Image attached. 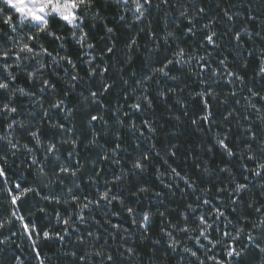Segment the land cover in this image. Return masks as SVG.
<instances>
[{"label":"trees","instance_id":"16d2710c","mask_svg":"<svg viewBox=\"0 0 264 264\" xmlns=\"http://www.w3.org/2000/svg\"><path fill=\"white\" fill-rule=\"evenodd\" d=\"M125 7L119 0H94L92 12L82 13L86 17L83 27L89 33L88 41L94 45L93 49L81 48L70 38L61 48L59 42L44 34L32 42L37 49L42 44L54 53L71 56L77 65L75 69L68 68L69 75L63 62L44 71L43 78L51 80L55 92L40 94L39 84L28 82L26 71L35 66V60L21 61V69H11L17 75L15 85L36 92L37 97L30 100L17 93L13 98L18 111L14 114L17 124L12 129L6 127L12 117L0 114V137H5L0 139V156L6 154V159L0 160V167L7 177V184L0 177V222L12 220L0 228V241H3L0 264H17V260L19 264H40L41 260L44 264H84L79 257L89 250H102L104 255L88 256L87 264H201V261L216 264L217 260L221 264H264V253L259 251V247H264V228H252L253 222L264 219V188L260 187L264 176L255 177L244 171L245 166L256 167L255 161L247 159L246 148L250 146L258 158L264 155V99H261L264 77L257 75L264 60V0H167L166 3L152 0L140 19ZM97 12L102 19L94 21L91 15ZM225 12L232 18L228 19ZM193 16V24L189 25L188 19ZM206 24L211 27H204ZM51 26L70 37L56 21ZM106 26L113 32L108 33ZM189 27L194 34L188 33ZM7 29L0 22V48L5 43L11 46V41L2 34ZM168 32L175 39L169 38L165 44ZM211 32L216 33L215 47L205 39ZM237 33L241 35L240 40L235 38ZM133 40L136 43L129 48ZM177 46L185 49L184 63L169 65L167 77L153 75L152 69L161 66L165 57L172 58ZM107 48L113 51L108 53ZM200 56L205 60H199ZM39 59L50 62L49 57ZM221 60L225 61L224 65L220 64ZM90 68H96L95 75H88ZM225 68L241 75L243 84L234 77L229 78ZM104 69L107 71L101 76ZM214 71L216 75L212 74ZM71 73L81 77L72 82L76 84L75 89L69 84ZM147 76L151 79L146 84H137L141 77ZM101 80L111 86L107 92H103ZM144 87L147 92L143 91ZM91 91L102 93L95 98L96 103H92ZM205 91L212 95H198ZM252 92L258 95L253 97ZM57 97L65 101L64 108L71 109V113L52 110L51 120L41 119V105L34 103V99L39 98L43 108H48L49 102H55ZM5 99L0 92V103ZM135 103L141 104L140 111L131 107ZM92 115L103 119L92 121ZM205 115H209L208 121L203 119ZM145 120L153 131L144 126ZM21 121L26 127H19ZM57 122L64 126L63 131L51 126ZM249 128L251 132L245 131ZM30 130H38L44 145L50 142L57 145L59 163L51 157L44 161V149L36 146ZM9 132L14 143L34 149L37 159L46 165V175L39 174L23 147L14 154L9 150ZM253 133L255 140L251 139ZM94 134L95 144L90 143ZM225 135L226 143L236 153L233 157H228L215 144L217 137ZM73 140L77 146L70 157ZM117 144L120 148L113 154ZM210 147L212 151L208 150ZM105 153L109 155L108 160L103 159ZM143 154L149 157L143 161L144 170H135L133 163ZM60 164L83 167L75 177L56 175ZM224 166L231 169V176L219 171ZM172 168L194 181L195 191L176 177ZM233 181L247 183L248 189L239 196H230L235 187ZM16 183L36 189L23 202H18L26 222L38 227V232L32 233V241L19 221L11 217L13 206L5 188L15 192ZM142 187L149 191L140 192ZM105 189H111L118 200L111 204L101 201L99 207L85 209L82 214L86 220L79 222L75 215L79 207L71 202V196H78L80 203H84L85 197L98 199V193ZM46 195L59 199L60 203L41 198ZM204 198L211 201L208 206L203 205ZM232 199L236 200L235 204L231 203ZM189 204L196 208L195 213L188 210ZM216 206L225 213L226 219L216 220L211 211ZM41 207L45 212L37 211ZM127 207L135 210L137 222L142 219V212L151 213L147 232L133 225ZM257 208L261 211L257 212ZM58 213L60 220H57ZM199 214L205 215L212 224L208 237L215 247L203 237L199 244L196 241L200 231L196 220ZM69 217L75 231L69 228V234L61 241L56 234L63 235V219ZM114 224L119 228H113ZM185 225L189 231H179ZM238 227L244 231L234 241L232 237ZM45 230L51 238L44 239ZM88 232L97 238L89 237ZM225 232L229 233L227 237ZM249 232L254 237L252 243L247 239ZM80 237L84 243L79 242ZM173 239L178 242L175 250L169 247ZM232 244L237 250L247 245L242 257L226 255L227 245ZM185 247L197 255L193 257L184 252ZM129 248L133 249L132 253L126 251ZM108 256L112 257L111 261Z\"/></svg>","mask_w":264,"mask_h":264},{"label":"snow or ice","instance_id":"6c2138e0","mask_svg":"<svg viewBox=\"0 0 264 264\" xmlns=\"http://www.w3.org/2000/svg\"><path fill=\"white\" fill-rule=\"evenodd\" d=\"M119 2L123 5H125L126 11H131L136 16L137 19H140L144 16L146 7L145 6H151L152 0H119ZM163 2H167V0H163ZM131 3V7L128 8L127 6ZM94 6V0H0V22H2L4 25L8 26L7 31L3 32L2 34L7 37L8 41H11V46H8L7 43L4 44L2 48H0V92L3 93V95L6 97V99L0 103V114H3L5 116H10L11 121L7 123L6 127L7 129H12L13 125L17 124L16 119L14 118V114L17 113L18 108L12 103L13 98L17 95V93L21 96H26L30 100H33V98L37 97V93L26 90L23 87H19L15 85V80L17 79V75L15 72L11 71L13 67L16 69H21L22 64L21 61H32L35 60L36 64L32 69H29L26 71V76L28 79V82L30 84L36 85L39 84L38 92L40 94L43 93H49V92H55V85L51 82L50 79H44L43 73L46 69L53 66H60L61 62H63L65 67V73L66 75H69L68 68L75 69L76 63L69 55H60L58 52L54 53L53 51H50L47 47L44 45H39V48L33 46L34 41L37 40V38L40 36V34H44L47 37L51 38L54 42H59V47H64V43L67 39L74 40L76 44H78L81 48H87V49H93L94 45L88 41V35L89 33L85 31L83 25L85 23V15H82V13H90L92 12ZM199 11L202 13L204 12L203 8H200ZM182 15H187L186 13H182ZM225 15L228 16V19H231L232 17L228 15L227 12H225ZM18 18V19H17ZM92 20L102 19L100 17L99 13H93L91 15ZM121 20L124 19L123 16L120 17ZM195 19V16L188 19V24L192 25L193 21ZM56 21L60 28L63 29L66 32L70 33V37H66L62 34V32L58 31L57 29L53 28L51 26L52 22ZM62 22V23H61ZM206 28H210V24L204 25ZM33 29L36 31L34 32ZM106 31L108 33H112L113 29L106 26ZM189 34H194L193 28H188ZM216 35L215 32H211L210 34L206 35L205 39L209 45H213L214 47L217 46L214 40V36ZM169 38L175 39L174 34L172 32H168L166 36L164 37L165 44L168 43ZM237 40H240L241 35L240 33L236 34L235 37ZM136 43L135 40L131 42V44L128 45L129 48L132 47ZM113 51V48H107V52L111 53ZM40 57H49V61L41 60ZM184 57H185V49L182 47L177 46V50L172 54V58L165 57L164 61H161V66L155 67L152 69L153 75L159 74L161 76H168L167 69L169 68V65L177 64L180 65L184 63ZM199 60H205L204 56H200ZM11 61V63L9 62ZM89 64H91V61H88ZM221 65L225 64L224 60L220 61ZM107 71V69H104L100 75L103 76L104 72ZM201 71H203V66H201ZM225 71H227V75L229 78H235V80L240 81L241 84L244 82V78L239 75L236 72L228 71L227 68H225ZM96 74V68H90L88 75L93 76ZM213 75H216L215 71L212 73ZM257 75L264 77V60L261 61L259 66V71L257 72ZM174 78V77H173ZM151 79V76L147 77H141L139 81H137V84L142 86L146 84L148 80ZM81 80V77L75 73L70 74V87L75 89L76 84L72 82H76ZM229 83H232V79L228 80ZM127 83V81H125ZM101 87L103 89V92H107L110 85L106 84L103 80H101ZM144 92H147V88H143ZM251 91V89L249 90ZM97 91H91L90 96L93 98L92 103H96V97L98 96ZM235 95V93H232ZM201 97L206 95H212L210 92H201L198 93ZM258 93L252 92V96H257ZM261 99H264V97H261ZM144 100L149 103V106H151V102L148 101L147 96H144ZM34 103L40 104L42 112L41 119H52V110L57 111H67L69 114L71 113V109H65V101L63 99H60L59 97L56 98L55 102H49L48 108H43L42 102L39 98L34 99ZM253 108H255V104L251 105ZM131 107L136 110H141V104L135 103L132 104ZM205 107L207 108L208 105L205 102ZM259 111V109H257ZM210 115V114H209ZM209 115H205L203 119L205 121L209 120ZM98 119H103L102 117H98L96 115L91 116L92 121H97ZM193 123H196V121H193ZM54 128H59L61 131L64 130V126L60 123H53L51 125ZM134 126V125H133ZM144 126L149 128V131H153L151 128L149 122L147 120L144 121ZM19 127L24 128L26 125L21 121L19 122ZM245 131L251 132L252 130L245 129ZM33 140L36 142V146L39 148L44 149V161H47L50 157L55 163H59L60 156L58 155L59 149L57 148V145L53 142H50L48 145H44L41 141L40 135L38 130L37 131H31L29 132ZM143 135V133H141ZM0 139H5V137H0ZM8 144H9V150L13 152V154L16 151L20 150V147H23L30 155H31V163L32 165H36L38 172L41 176L46 175V165L37 159L36 155L34 154V149L32 147H29L27 144L19 145L18 142H13L11 133L8 134ZM119 139V137H117ZM228 137L227 135L224 136V138L217 137L215 139V144L222 149L228 157H233L236 155V153L232 150V148L226 143ZM251 139L255 140V134L251 136ZM72 143V151L68 153V155L71 157L73 155V152L76 149V141H71ZM90 143L95 144V134L93 135V139ZM120 148V145L117 144L116 148L113 149V154ZM209 151H212L213 149L210 147L208 149ZM246 151L248 152L247 159L251 161L256 162L255 169H250L248 167H244V171L251 172V174L255 177L264 176V155H262L260 158H258L252 151L250 146L246 148ZM174 154V153H173ZM149 157L147 154H143L139 159H137L133 163V168L135 170L143 171L145 165L143 164L144 160H147ZM6 159V154L3 156H0V160ZM104 160L109 159V155L105 153L103 155ZM114 163H119L118 160H114ZM83 167V165L77 164L74 167L60 164L58 172L55 173L56 175H71L75 177L80 170V168ZM172 173L179 177L181 180L184 181V183L189 187L192 188L193 191H195V182L190 181L186 176H181L180 173L177 171L176 168L171 169ZM207 171V169H205ZM220 172H226L229 176L232 175V171L227 166L220 167ZM122 175H127V173L122 172ZM0 177L5 178V184H7V177H6V171L4 168L0 167ZM117 180L120 179V176L116 177ZM247 180V177L244 178ZM235 184L234 189L229 193L230 196L236 195L239 196L242 192L248 189L247 183H241L233 181ZM261 188H264V184L260 185ZM16 191L13 192L10 189L5 188V191L7 192V195L11 198L10 203L13 206L11 210V217L15 218L19 221L20 225L23 227L24 233L27 234V237L30 241L33 240L32 233L38 232V227L35 223L32 222H26L25 216L20 214L19 204L18 202H23L27 195L29 193H33L36 191L33 187H25L22 186L20 183H16L15 185ZM140 192H147L149 191L148 188L142 187L139 189ZM207 191V190H205ZM220 191H224V189H220ZM69 192H71V189H69ZM39 195V193H37ZM159 195V193H157ZM44 200L52 201L55 199L56 203H60L59 199H56L55 197L51 196H42L41 197ZM198 200L201 199L200 197L197 198ZM118 200V197L111 193V189H105L102 192L98 193V199H90L88 197H85L84 203H80V198L76 195L71 196V202L78 204L79 211L75 213L77 219L79 222L83 223L86 220V216L82 213L85 209H89L93 205L96 207L100 206V202L103 201L107 204H111L113 201ZM65 203H68V199H65ZM121 203V206L123 207V201H119ZM211 203V201L207 198L203 199V205L208 206ZM232 204L236 203L235 199L231 200ZM188 210L192 213L196 212V208L189 204ZM37 211L39 212H45L44 208H37ZM215 214L216 220H220L221 218H225V213L220 209L219 206H216L214 209L211 210ZM257 212H260L261 209L257 208ZM127 213L130 217H132V223L133 225H138L140 229H142L144 232H147V225L150 219L151 213L148 211L142 212L140 215L142 219L137 222L136 220V212L132 207H127ZM161 216L164 215L163 212L160 213ZM61 217L59 213L57 214V220H60ZM196 220L199 222L197 227H199V235L196 237V241L199 244L200 238L203 237L204 239L208 240L210 244H213V247H215V243L209 239L208 237V229L212 228V224L208 222V219L205 215L199 214L196 216ZM71 217L67 219H63V224L65 225L63 229V235L60 233L56 234V238L59 240H63L65 236L69 234V228H71L73 231H75V228L72 223H70ZM12 223L11 219H5L2 222H0V228H3L5 224ZM228 223H231V221H228ZM113 228H119V225H112ZM252 228H264V219H260L259 223L253 222ZM179 231L187 233L189 231V228L187 225L180 228ZM244 231L243 227H238L236 231V235L232 237V239L238 240L240 238V233ZM229 235L228 232L224 233V236L227 237ZM88 236L92 238L94 237V234L92 232H88ZM43 237L44 239L51 238L50 232L45 230L43 231ZM247 239L249 243H252L254 240V237L251 232L248 233ZM80 243H84L83 237L79 238ZM0 243H3V241H0ZM34 250H35V242H33ZM178 246V242L173 239L171 243L169 244V247L173 250L176 249ZM244 248H247V245H244L240 250H237L234 244L227 245V251L226 255L228 257L233 258H240L244 255ZM129 253L133 252V249L129 248L126 249ZM184 252H189L193 257H195L197 254L194 251H191L189 248L185 247L183 249ZM259 251L261 253H264V247H259ZM75 255V253H73ZM103 256L104 253L102 250L98 251H86L84 255L80 256L79 259L84 262V264H87V257L88 256ZM36 258H40V254H36ZM107 259L109 261L112 260L111 256H108ZM17 264H19V260H17ZM40 264H44V261L41 260ZM201 264H204L203 261H201ZM216 264H221L220 260L216 261Z\"/></svg>","mask_w":264,"mask_h":264}]
</instances>
